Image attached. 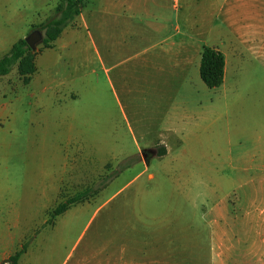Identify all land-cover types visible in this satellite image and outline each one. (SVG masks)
Masks as SVG:
<instances>
[{
    "label": "rangeland",
    "instance_id": "1",
    "mask_svg": "<svg viewBox=\"0 0 264 264\" xmlns=\"http://www.w3.org/2000/svg\"><path fill=\"white\" fill-rule=\"evenodd\" d=\"M82 1L0 76V264H264V0ZM59 3L0 0V56Z\"/></svg>",
    "mask_w": 264,
    "mask_h": 264
},
{
    "label": "trees",
    "instance_id": "2",
    "mask_svg": "<svg viewBox=\"0 0 264 264\" xmlns=\"http://www.w3.org/2000/svg\"><path fill=\"white\" fill-rule=\"evenodd\" d=\"M84 3L82 0H60L59 13L50 19L44 25V36L42 42L48 45L54 41L63 27L71 22L81 11ZM224 56L222 52L213 46H203L200 53L198 74L202 82L208 87L213 88L219 86L224 76ZM14 67L25 80L34 72V51L27 45L24 39L17 40L8 52L0 56V76L8 74ZM161 154L165 149H161ZM101 189V186H88L77 191L65 200L59 201L51 210L50 218H54L65 212L73 204H77ZM51 223V220H48ZM26 246L22 244L19 249L14 251L5 261L9 264H17L22 253L25 252Z\"/></svg>",
    "mask_w": 264,
    "mask_h": 264
},
{
    "label": "water",
    "instance_id": "3",
    "mask_svg": "<svg viewBox=\"0 0 264 264\" xmlns=\"http://www.w3.org/2000/svg\"><path fill=\"white\" fill-rule=\"evenodd\" d=\"M43 35L39 30H33L31 31L25 38L24 40L26 41L27 45L31 48L34 49L35 44L39 41H42Z\"/></svg>",
    "mask_w": 264,
    "mask_h": 264
},
{
    "label": "crops",
    "instance_id": "4",
    "mask_svg": "<svg viewBox=\"0 0 264 264\" xmlns=\"http://www.w3.org/2000/svg\"><path fill=\"white\" fill-rule=\"evenodd\" d=\"M242 4H244V3H242V0H235V2H234V5L235 6H242ZM117 6H119L118 4L116 5V7ZM117 23V22H116ZM117 52V51H116ZM117 54V56H118V53H116ZM223 54V53H222ZM139 55L138 54H135V52H134V54H132V59H134V60H139V58L140 57H138ZM141 56H142V54H141ZM224 56V55H223ZM102 55H101V64H102ZM224 61H225V64H224V73H226V60H225V57H224ZM123 63V62H122ZM120 65V63L119 64H116V66H119ZM199 65V64H198ZM223 78H224V76H223ZM223 82V81H222Z\"/></svg>",
    "mask_w": 264,
    "mask_h": 264
}]
</instances>
